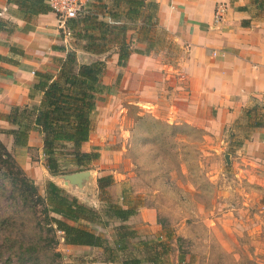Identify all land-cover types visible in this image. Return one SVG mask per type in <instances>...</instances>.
Masks as SVG:
<instances>
[{
	"label": "rangeland",
	"instance_id": "obj_1",
	"mask_svg": "<svg viewBox=\"0 0 264 264\" xmlns=\"http://www.w3.org/2000/svg\"><path fill=\"white\" fill-rule=\"evenodd\" d=\"M55 16L58 21L59 16ZM58 31L66 37L62 42L69 51H75L79 63L96 59L106 62L101 82L111 87L97 103L90 141L100 150L99 161L84 170L62 165L57 174H51L45 166L36 131L29 132L27 145L17 147L12 136L0 127L1 142L39 194L43 195L46 182L52 181L69 196L102 211L106 200L121 205L128 187L130 198L137 203L133 207L153 206L163 228L153 235L140 229L143 233L131 239L132 245L124 252L65 244L59 231L50 230L42 204L22 203L19 187L8 174V170L15 171V168L0 162V264H18L19 245L33 252L31 260L24 264H121L125 254L141 259L138 264H150L144 258H150L160 246L164 250L161 264H264V169L255 174L248 170L238 148L229 150L226 146L223 151L215 152L208 147V138L202 137L201 130L186 125L173 127L150 113H139L140 105L128 102L134 98L130 95L138 97L140 93L128 92L120 85L125 72L113 58L115 47L109 46L101 55H94L84 51L71 35L64 36L62 27ZM174 35L178 32L173 34L159 24L150 32L155 41L149 55L156 66L165 65L166 75L172 73V67H179L186 56L185 46L176 41ZM133 45L136 46L135 41ZM144 65L150 66L152 61ZM178 83L184 84V80ZM248 108L256 111L251 115L264 113V99L254 101ZM237 126L227 131L225 139L239 146L244 141L243 132L251 127L240 129ZM177 132L182 133L181 136H177ZM85 170L89 175L78 182L66 178ZM96 171L101 173L99 176L110 175L112 184L100 190ZM213 176L219 178L217 185L211 181ZM253 176L258 177L259 185L240 180ZM215 193L220 196L217 202L212 201ZM246 193L255 196L251 197L255 207L245 211L241 207ZM215 205V217L225 213L220 221L216 220L217 226L209 220L213 218L210 209ZM134 220L140 222L141 219L138 216L126 224L135 225ZM107 222L106 226L96 224L92 228L111 244L112 232L118 223ZM141 240L157 245L134 248Z\"/></svg>",
	"mask_w": 264,
	"mask_h": 264
},
{
	"label": "crops",
	"instance_id": "obj_2",
	"mask_svg": "<svg viewBox=\"0 0 264 264\" xmlns=\"http://www.w3.org/2000/svg\"><path fill=\"white\" fill-rule=\"evenodd\" d=\"M155 1L158 3V24L173 34L178 32L174 39L185 46L186 56L179 67H172V73L166 75L163 72L165 65L153 64L150 53L132 52L125 66L117 65L125 72L120 85L128 92L140 93L138 97L130 95L134 98L128 103L140 105L139 113H150L167 125H186L201 130L202 137L208 138V147L215 152L223 151L226 146L229 150L238 148V153L244 155V166L254 174L260 173L264 169V126L249 128L244 112L254 101L264 99V0ZM219 7L223 10L216 19L215 10ZM0 20L7 22L6 28L11 30H0V55H9V46L19 52L13 56V62L0 60V127L9 128L4 115L14 105L32 102L28 92L35 81V72H56L68 48L62 42L66 37L63 38L58 31L60 25L51 11L37 15L26 25L16 5L0 0ZM138 28L139 24H136L128 34H137ZM135 43V48L145 47L144 43ZM113 58L116 62L117 53ZM148 61H152V65H144ZM181 79L184 84L178 83ZM39 98L36 95L34 101ZM237 124V128H249L243 132L244 141L239 146L225 139L227 131L236 128ZM91 133L81 149L90 151L95 148L100 152L98 146L90 142ZM181 134L177 132V136ZM37 136L38 145L42 146V136ZM95 173L97 176L101 174ZM257 178L240 180L259 185ZM218 180V177H211L216 185ZM245 195L241 208L245 211L253 209L255 200L251 197L255 196ZM130 197V188L126 187L123 207H133L136 203ZM219 197L215 193L212 201L217 202ZM213 208L216 205L210 209L212 214ZM135 209L136 213L129 219L139 216L141 220H134L135 225L129 226L138 235L143 231L153 235L162 230L153 206L139 209L138 204ZM215 215L209 220L217 226L216 220L223 217Z\"/></svg>",
	"mask_w": 264,
	"mask_h": 264
},
{
	"label": "trees",
	"instance_id": "obj_3",
	"mask_svg": "<svg viewBox=\"0 0 264 264\" xmlns=\"http://www.w3.org/2000/svg\"><path fill=\"white\" fill-rule=\"evenodd\" d=\"M7 2L17 6L26 25L37 15L52 12L46 0ZM157 9L158 3L155 0H91L75 17L66 20L65 27L86 52L101 55L109 46L115 47L116 63L123 67L132 52L149 54L152 50L155 40L150 32L158 26ZM6 23L0 20V30L9 32L11 30L6 28ZM136 24H139L137 34H128V30H134ZM25 28L26 26L22 29ZM134 41L144 43L145 47H133ZM9 53L6 56L0 55V60L13 62V56L19 52L17 48L9 46ZM105 68L106 62L102 59L79 63L75 51L68 50L56 72H35V81L28 92L32 102L10 108L4 119L11 127L4 128L3 132L12 136L13 144L17 147L27 145L29 132H38L42 136L45 166L51 174H57L62 165L78 170L88 169L92 161L99 158V152L95 148L83 151L81 146L90 138L92 117L98 101L111 87L101 82ZM116 81L118 83L119 77ZM36 95L40 98L34 101ZM253 111L256 113L254 108L245 110L248 125L251 128L264 126V113L251 115ZM12 157L0 140V162L6 163L9 168H15V171L8 170V174L11 175L12 183L19 187L18 195L22 203L27 206L33 202L42 204L44 217L51 224L50 230L59 231L65 244L98 247L116 252H124L132 245L130 240L138 234L126 221L136 213L134 207H123L106 200L105 208L98 211L76 197L69 196L52 181L46 182L44 194L41 195L36 186L25 178L21 168L14 164ZM96 182L97 187L104 190L112 184V177L98 176ZM108 220L118 223L113 229L111 244L102 233L92 228L96 224L106 226ZM151 243L141 240L134 248L157 245ZM160 248L154 250L150 258L144 259L150 264H161L164 250L162 246ZM16 251H19L18 264L31 260L33 252L27 246L22 248L19 245ZM140 262L141 259L125 254L121 264Z\"/></svg>",
	"mask_w": 264,
	"mask_h": 264
},
{
	"label": "built area",
	"instance_id": "obj_4",
	"mask_svg": "<svg viewBox=\"0 0 264 264\" xmlns=\"http://www.w3.org/2000/svg\"><path fill=\"white\" fill-rule=\"evenodd\" d=\"M88 0H46V3L50 7L53 13L59 16V25L64 29L66 35H70V32L65 27V21L68 18L75 17L82 11ZM222 8H216L215 18L218 19L222 14ZM63 18V19H62Z\"/></svg>",
	"mask_w": 264,
	"mask_h": 264
},
{
	"label": "water",
	"instance_id": "obj_5",
	"mask_svg": "<svg viewBox=\"0 0 264 264\" xmlns=\"http://www.w3.org/2000/svg\"><path fill=\"white\" fill-rule=\"evenodd\" d=\"M228 161V159H227ZM89 171H79L77 173H73V174H69L66 175V178H68L69 180L73 181V182H78L80 180V178L86 177L89 175Z\"/></svg>",
	"mask_w": 264,
	"mask_h": 264
}]
</instances>
